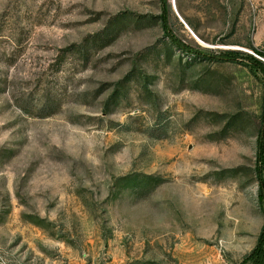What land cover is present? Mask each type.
<instances>
[{"label":"rangeland","instance_id":"1","mask_svg":"<svg viewBox=\"0 0 264 264\" xmlns=\"http://www.w3.org/2000/svg\"><path fill=\"white\" fill-rule=\"evenodd\" d=\"M263 53L264 0H0V264H253Z\"/></svg>","mask_w":264,"mask_h":264},{"label":"trees","instance_id":"2","mask_svg":"<svg viewBox=\"0 0 264 264\" xmlns=\"http://www.w3.org/2000/svg\"><path fill=\"white\" fill-rule=\"evenodd\" d=\"M182 49H185L186 51L194 52L193 49H191L189 46H186L184 44L179 43ZM239 52L237 51H227L222 53L219 56V59L221 60H236L239 56ZM264 54V53H263ZM245 55V54H242ZM248 60L250 61L251 68L255 69L262 73L264 77V62L255 56L252 55H246ZM263 87H264V79H263ZM257 145H258V153H257V171L259 174V179L261 181L262 191L260 193V202L262 204V208L264 211V181L262 180V163L264 161V91H263V106H262V113H261V126L258 132V139H257ZM246 260L252 261L253 264H264V224L261 228V232L258 236V241L256 246L252 249V251L246 256Z\"/></svg>","mask_w":264,"mask_h":264},{"label":"built area","instance_id":"3","mask_svg":"<svg viewBox=\"0 0 264 264\" xmlns=\"http://www.w3.org/2000/svg\"><path fill=\"white\" fill-rule=\"evenodd\" d=\"M220 264H231V263H228V262H222V263H220Z\"/></svg>","mask_w":264,"mask_h":264}]
</instances>
